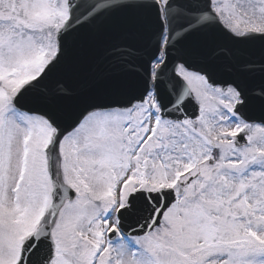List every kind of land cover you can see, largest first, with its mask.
Here are the masks:
<instances>
[{"label":"rangeland","instance_id":"1","mask_svg":"<svg viewBox=\"0 0 264 264\" xmlns=\"http://www.w3.org/2000/svg\"><path fill=\"white\" fill-rule=\"evenodd\" d=\"M158 1L163 7L164 0ZM13 2L25 23L15 29L19 35H0V77L30 60L16 74L15 86L19 87L38 74L36 67L43 66L42 57L34 59L29 53L40 46H56V25H62L67 14L65 0H6L0 9L5 14L12 12ZM212 9L236 36L264 31V0H213ZM161 61L162 57L156 65ZM180 73L200 105L198 120L161 121L150 94L134 111L125 116L118 113L123 123L115 142L80 153V171L74 178L65 174L71 165L57 156L63 183L71 190L76 188L77 197L58 221L51 217L53 224L57 221L54 264H87L97 250L106 255L105 217L114 219L115 210L122 206L118 202L130 192L162 188L175 190L176 204L166 212L161 226L140 239L138 246L128 241L136 247L141 264L264 260V254H254L255 249H264V128L247 125L232 114L238 102L235 93L210 89L200 77ZM239 133L246 135L247 146L237 149L233 143ZM144 160L146 165L138 163ZM125 175L128 179L120 187ZM179 175L183 177L178 179ZM48 203L45 157L34 161L14 141L10 157L7 153L0 157V264L16 263L22 243L47 214ZM120 244L118 237L111 248ZM123 259L125 264H135L131 256Z\"/></svg>","mask_w":264,"mask_h":264},{"label":"snow or ice","instance_id":"2","mask_svg":"<svg viewBox=\"0 0 264 264\" xmlns=\"http://www.w3.org/2000/svg\"><path fill=\"white\" fill-rule=\"evenodd\" d=\"M84 2L87 3L88 0ZM146 2L147 0H97L95 5L77 17L71 27L67 24L63 27L60 24L56 25L58 31L54 48L51 45L40 46L37 52L29 53L34 59L43 58L41 60L43 66L35 69L38 74H33L31 79L25 80L19 87L15 86L17 72L22 71L25 64L31 63L29 60L22 62L20 67L8 69L3 77H0V157L5 153L10 157L13 142L18 140L23 152L30 154L34 161L41 155L47 158L49 154H58L65 160L66 165H71L70 168H65V174L71 173L74 178L80 171L78 162L81 152L93 146L104 147L118 139L116 133L123 123L118 113H126L142 104L149 91L146 84L143 91L138 93L130 90L127 81L132 73L118 71L125 64H130L127 54L131 50L117 45L97 47L94 39L85 37L79 53L69 62L68 38L77 34L79 39L80 30L91 24L105 10L117 7L140 8ZM150 2L161 11L162 6L158 0ZM170 2L171 0H164L163 6L167 7ZM4 3L6 0H0V4ZM212 3L213 0H207L209 8ZM74 6L78 7L79 3ZM159 19L162 22V30L166 33L167 27L163 25L162 11ZM6 20L12 23L6 25L4 23ZM68 20L72 21L71 16ZM21 23L25 22L16 13L14 2L12 12L5 14L0 9V35L4 32L10 36L19 35L15 29ZM197 27L196 24H189L184 28V32L189 33ZM257 34L264 36V31ZM158 60L159 52L152 63L155 64ZM62 66L66 68V74L77 78L78 85L82 84L92 89V94L87 99L76 100L74 91L66 90L65 75L53 78V73ZM116 96L125 98L113 99ZM253 99L261 101V110L264 113V87L259 91H253L251 96L242 95L240 102L232 111L237 117L244 118V113L240 109L245 108ZM184 107L183 103L176 106L180 119L187 115L186 111H182ZM165 109L171 112L172 104L166 105ZM196 114H199V106ZM192 119H195V116ZM261 119H264V115ZM138 163L146 165L147 160ZM129 174L135 173L130 171ZM52 176L54 178L55 173H52ZM127 179L128 175H125L120 182L121 186ZM72 194L76 195V188H72ZM169 197H172L171 191L153 193L147 189H138L130 192L126 200L118 202L122 206L115 210L114 219L105 217L103 231L107 232L108 239L103 243L108 247V253L101 255L97 250L87 264H125L124 256H131L135 264H141L136 247H130L128 241L138 246L145 233L160 225L164 211L171 204ZM113 237H119L121 240L117 249L111 248ZM81 238L88 239L85 236ZM42 242L39 237L31 238L23 246L17 264H32L31 257L40 251ZM71 246L75 248V244ZM113 251L116 252L115 256L112 255ZM254 254L257 256L264 254V249H255ZM96 257H99V261ZM41 264H53L51 251ZM238 264H264V260L241 259Z\"/></svg>","mask_w":264,"mask_h":264},{"label":"water","instance_id":"3","mask_svg":"<svg viewBox=\"0 0 264 264\" xmlns=\"http://www.w3.org/2000/svg\"><path fill=\"white\" fill-rule=\"evenodd\" d=\"M66 2L68 18L71 16L72 21L69 22L67 19L64 25L71 27L77 17L82 16L95 5L97 0H88L87 3L84 0H66ZM77 3L79 6L75 7ZM164 13L168 27L165 62L157 70L153 84L162 119L183 122L195 120L199 115L196 114L197 106L187 87L175 76L178 65L204 76L212 87L235 88L240 97L251 96L253 91H259L264 87V36L233 37L218 23L207 5V0H171L165 7ZM159 16L160 12L150 0L140 8L117 7L105 10L91 24L80 30L79 39L77 34L68 38L70 46L68 60L71 62L79 53L85 37L94 39L97 47L117 45L129 48L131 51L127 54V59L130 64H125L118 71L132 73L127 81L130 90L138 93L143 91L145 84L149 89L150 65L159 52L164 33ZM189 24H196L198 27L194 31L185 33L184 28ZM61 75H65L66 90L74 91L76 100L87 99L92 94V89L82 84L78 85L75 76L66 74L64 66L53 73V78ZM124 98L113 97V99ZM170 103L172 110L168 112L165 106ZM181 103L185 105L182 111L187 113L183 119L178 117L176 111V106ZM240 111L244 113V118L241 119L245 122L264 126V119H261L264 113L259 99H253ZM193 116L195 119H192ZM235 145L236 147L245 145L243 138L239 137ZM52 184L56 186L54 179ZM169 199L171 204L167 209L175 202V195L172 193ZM60 204L61 194L58 187L53 191L51 208L56 211ZM148 233L150 232L145 233L144 236ZM35 237L41 238L43 242L40 251L31 257L32 264H41L50 251L54 259L50 228L42 225L31 238Z\"/></svg>","mask_w":264,"mask_h":264}]
</instances>
